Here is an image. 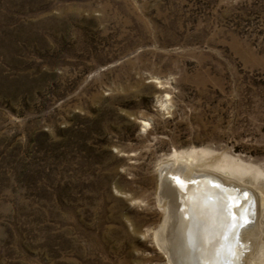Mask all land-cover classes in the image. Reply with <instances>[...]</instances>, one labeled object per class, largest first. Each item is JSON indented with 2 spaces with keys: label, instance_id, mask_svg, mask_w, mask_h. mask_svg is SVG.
Returning <instances> with one entry per match:
<instances>
[{
  "label": "rangeland",
  "instance_id": "374dc122",
  "mask_svg": "<svg viewBox=\"0 0 264 264\" xmlns=\"http://www.w3.org/2000/svg\"><path fill=\"white\" fill-rule=\"evenodd\" d=\"M185 149L243 170L170 176ZM195 173L246 194L235 264H264V0H0V264H177Z\"/></svg>",
  "mask_w": 264,
  "mask_h": 264
},
{
  "label": "bare ground",
  "instance_id": "6f19581e",
  "mask_svg": "<svg viewBox=\"0 0 264 264\" xmlns=\"http://www.w3.org/2000/svg\"><path fill=\"white\" fill-rule=\"evenodd\" d=\"M203 153L204 151L200 149L169 150L163 159L179 161L182 165L165 166L168 174L175 176L181 174L180 167L192 169L193 166L198 169L210 168L225 172L243 170L242 167L222 157L199 161ZM162 167L164 166L157 167L156 179L163 174ZM201 174L189 175L187 177L189 182L184 184L183 192L172 198L173 214L170 215L169 224H172L171 231H174L177 239V264H192L193 258L198 255L200 257L210 255L219 259L221 264H235L237 257L233 239L236 238L233 237V231L236 228L242 229L246 223L250 209L247 196L241 191L231 189V186L218 185L210 178L211 176ZM236 235L238 236V233Z\"/></svg>",
  "mask_w": 264,
  "mask_h": 264
},
{
  "label": "snow or ice",
  "instance_id": "6c2138e0",
  "mask_svg": "<svg viewBox=\"0 0 264 264\" xmlns=\"http://www.w3.org/2000/svg\"><path fill=\"white\" fill-rule=\"evenodd\" d=\"M189 242L191 243V237H189Z\"/></svg>",
  "mask_w": 264,
  "mask_h": 264
}]
</instances>
